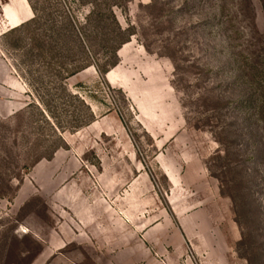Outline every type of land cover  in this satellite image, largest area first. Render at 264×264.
Segmentation results:
<instances>
[{"label": "rangeland", "instance_id": "374dc122", "mask_svg": "<svg viewBox=\"0 0 264 264\" xmlns=\"http://www.w3.org/2000/svg\"><path fill=\"white\" fill-rule=\"evenodd\" d=\"M30 1L9 33L0 0V264H264V0Z\"/></svg>", "mask_w": 264, "mask_h": 264}, {"label": "crops", "instance_id": "0c3cea01", "mask_svg": "<svg viewBox=\"0 0 264 264\" xmlns=\"http://www.w3.org/2000/svg\"><path fill=\"white\" fill-rule=\"evenodd\" d=\"M20 1L22 2V7H23L22 8L23 9L22 13L24 15H26V17L25 18H21V20H18L15 15L10 14V18L8 17V20L5 19L6 20V25H7L8 28H14V27L18 26L19 24L29 20L32 17V12H31V9H30L29 5L27 4V1L26 0H20ZM126 45H127V43H125L121 47V49L119 51L120 55L122 54L123 49H124V47H126ZM105 78L110 84H113V82H114L113 69H110L108 71V73L105 75Z\"/></svg>", "mask_w": 264, "mask_h": 264}, {"label": "trees", "instance_id": "16d2710c", "mask_svg": "<svg viewBox=\"0 0 264 264\" xmlns=\"http://www.w3.org/2000/svg\"><path fill=\"white\" fill-rule=\"evenodd\" d=\"M27 3L29 4V7L31 9V12H32V15L33 13L35 14V9L31 3L30 0H27ZM32 19H34V17H31L29 20L19 24L18 26L14 27V28H11L10 30H8L7 32L11 33V32H16L18 30V28L21 26V27H24V26H27L31 23ZM121 30V29H119ZM6 32V33H7ZM113 56L115 58V60L113 62H110V63H107V62H100V63H96V70L97 72L100 74V76L102 78L105 77V75L108 73V71L113 68L114 66H116L117 64V56H116V51L113 53Z\"/></svg>", "mask_w": 264, "mask_h": 264}, {"label": "bare ground", "instance_id": "6f19581e", "mask_svg": "<svg viewBox=\"0 0 264 264\" xmlns=\"http://www.w3.org/2000/svg\"><path fill=\"white\" fill-rule=\"evenodd\" d=\"M6 10V12H7V16L10 18V13H9V11L7 10V9H5Z\"/></svg>", "mask_w": 264, "mask_h": 264}]
</instances>
